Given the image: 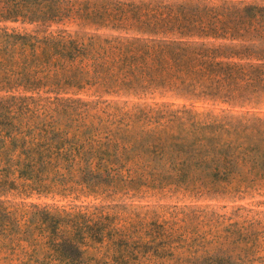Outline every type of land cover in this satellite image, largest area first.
I'll return each mask as SVG.
<instances>
[{"label":"rangeland","instance_id":"374dc122","mask_svg":"<svg viewBox=\"0 0 264 264\" xmlns=\"http://www.w3.org/2000/svg\"><path fill=\"white\" fill-rule=\"evenodd\" d=\"M207 1L264 5V0ZM0 28L9 33L36 29L20 22L1 23ZM59 31L84 39L136 36L74 19L54 24L45 33ZM0 96H32L38 104L31 114H0V134L35 142L26 150L32 151L30 156L22 148L0 144V264H116L113 253L118 247L113 244L120 243L147 246L150 254L156 247L164 250L166 256L173 255L161 258L168 264H203V259H195L204 256L219 257V264H264V130L207 134L203 155L220 157L224 166L190 167L188 179L175 181L164 157L190 149L197 137L187 125L166 130L157 126L165 121L158 117L183 111L203 119H264V95L252 102H226L142 84L113 92L97 85L41 87L34 93L20 87L0 91ZM146 112L147 118L142 116ZM129 113L131 122L125 120ZM115 120L131 126L125 142L114 136L123 128L111 124ZM111 153L122 158L117 161ZM29 163L32 167H24ZM99 164L105 168L97 170ZM44 212L79 213L85 216L82 223L107 235L100 243L85 233L80 235L84 240H65L64 233L43 226Z\"/></svg>","mask_w":264,"mask_h":264},{"label":"trees","instance_id":"16d2710c","mask_svg":"<svg viewBox=\"0 0 264 264\" xmlns=\"http://www.w3.org/2000/svg\"><path fill=\"white\" fill-rule=\"evenodd\" d=\"M71 19L98 29L134 32L136 36L84 39L60 31L56 35L45 33L52 25ZM8 22L36 29L31 33H9L0 28V91L11 92L21 87L24 92L34 93L41 87L81 89L97 85L113 92L144 84L197 92L226 102H252L264 95V5L261 4L232 1L213 4L207 0H0V24ZM210 39L230 44L198 42ZM36 101L32 96H0V114L15 117L31 114L32 108L38 106ZM180 114L170 112L168 117H158L165 121L157 122L163 130L187 125L197 137V141L188 145L190 149L176 150L164 157L175 171L172 177L175 181L188 179L190 167L213 170L224 166L220 157L203 155L210 138L207 134L264 130L263 118L206 115L203 119V115L190 111ZM142 116L147 118L148 112ZM125 120H134L133 114H127ZM111 124L123 126L115 130L114 136L125 142L131 126L120 120ZM34 143L17 134H0L2 148L26 151ZM31 152L26 151L25 155L30 156ZM111 155L122 158L116 153ZM31 163L24 167H32ZM96 168L103 170L105 166L99 164ZM44 213L43 226L64 233L68 237L65 240H84L80 235L85 233L90 240L100 243L107 235L82 223L85 216L79 213H61L63 217L59 213ZM64 222L66 225L61 228ZM115 246L116 264H168L161 258L173 256H166L167 252L157 247L150 254L149 247L144 245ZM200 259L203 264L220 263L219 257L195 260Z\"/></svg>","mask_w":264,"mask_h":264}]
</instances>
